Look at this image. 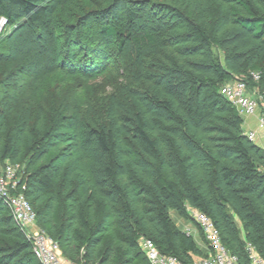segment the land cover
<instances>
[{
	"label": "trees",
	"instance_id": "trees-1",
	"mask_svg": "<svg viewBox=\"0 0 264 264\" xmlns=\"http://www.w3.org/2000/svg\"><path fill=\"white\" fill-rule=\"evenodd\" d=\"M13 8L60 38L63 76L105 73L113 45L132 67L133 88L102 118L61 106L4 121L0 110V163L19 166L17 193L65 259L150 264L145 238L195 264L207 253L171 217L191 221L188 207L238 264H251L247 244L264 258V149L221 93L244 80L264 108V0H0L9 26ZM0 264H41L1 198Z\"/></svg>",
	"mask_w": 264,
	"mask_h": 264
},
{
	"label": "rangeland",
	"instance_id": "rangeland-1",
	"mask_svg": "<svg viewBox=\"0 0 264 264\" xmlns=\"http://www.w3.org/2000/svg\"><path fill=\"white\" fill-rule=\"evenodd\" d=\"M13 14L17 24L8 25L5 36L2 33L0 39L3 56L0 62V110L4 121L19 114L27 118L32 113L48 116L61 106L76 113L92 109L102 118L113 96L127 97L134 86L132 67L126 55L115 53L114 45L106 52L109 69L105 73L92 77L89 82L82 74L63 76L59 73L62 51L57 34L52 35L45 24L25 23L18 9L13 8ZM18 26L20 28L16 30ZM178 218L172 213L174 222Z\"/></svg>",
	"mask_w": 264,
	"mask_h": 264
},
{
	"label": "built area",
	"instance_id": "built-area-1",
	"mask_svg": "<svg viewBox=\"0 0 264 264\" xmlns=\"http://www.w3.org/2000/svg\"><path fill=\"white\" fill-rule=\"evenodd\" d=\"M8 25L7 18L1 17L0 34ZM251 77L254 81H259L261 73L252 72ZM221 93L244 119V123L247 119L257 118L256 128L245 132L250 141L257 142L264 132V109L260 104L263 97L257 90L250 91L244 80H232L225 83L221 88ZM18 169L19 166L0 163V198L10 210L15 224L32 243L34 256L41 264H74L63 258L58 242L37 225V215L32 205L23 194L17 193ZM187 211L207 245V256L195 264H238V258L223 244L214 222L196 209L188 207ZM185 233L193 236L191 230ZM140 247L150 264H183L176 257L162 254L149 239L142 238ZM246 252L251 264H264V258L251 244L246 245Z\"/></svg>",
	"mask_w": 264,
	"mask_h": 264
},
{
	"label": "crops",
	"instance_id": "crops-1",
	"mask_svg": "<svg viewBox=\"0 0 264 264\" xmlns=\"http://www.w3.org/2000/svg\"><path fill=\"white\" fill-rule=\"evenodd\" d=\"M257 126V118H251V119H247L243 125V130L244 132H247L248 130L251 129H255ZM263 134V135H262ZM261 134V136L258 138V143L255 144L258 145L259 147L263 148L264 147V132ZM264 149V148H263ZM174 214H177L176 212H172ZM172 213H171V217H172ZM179 217V216H178ZM174 221V220H173ZM176 227L183 231L186 232L187 230H191L193 232V237L196 240L197 245L199 246V248L205 252V254L207 253V245L206 243L201 239V234L199 233L197 227L195 226V224L192 221H186L184 219H182L181 217L178 218V220H176V222H174ZM182 225V227H181ZM197 240H199L200 242H198ZM63 256V255H62ZM63 258H65L63 256ZM200 259V258H199Z\"/></svg>",
	"mask_w": 264,
	"mask_h": 264
}]
</instances>
